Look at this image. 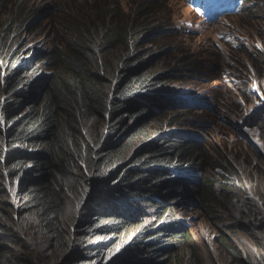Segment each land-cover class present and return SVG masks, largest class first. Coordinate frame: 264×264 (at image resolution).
Listing matches in <instances>:
<instances>
[{"label": "trees", "instance_id": "16d2710c", "mask_svg": "<svg viewBox=\"0 0 264 264\" xmlns=\"http://www.w3.org/2000/svg\"><path fill=\"white\" fill-rule=\"evenodd\" d=\"M95 1L77 0L85 10H73L72 36L42 53L34 65L19 56L21 47H12V22L3 21L0 9V264H169L180 251L177 247L184 244L195 251L197 245L190 220L177 218L174 209L193 205L217 219L233 208L236 196H243L230 166L221 165L228 173L223 192L215 187L217 180L202 179L219 161L206 154L198 144L201 139L185 133L151 140L131 165L106 172L124 151V142L133 141L149 124L150 98L161 88L158 80L145 78L150 55L138 50L132 25ZM205 1L185 0L198 10ZM245 1L220 0L218 9L231 15ZM137 85L141 91L135 90ZM192 104L197 102L182 100L184 107ZM206 157L215 166L203 173L201 162L194 163ZM14 184L44 233L33 245L13 228L8 186ZM263 215L259 207L246 215L248 226L260 236ZM149 216L157 224L148 227ZM135 227L142 228L139 237L130 243L121 240ZM220 234L222 251L232 264H264V259L247 258ZM100 236L112 242L91 246ZM119 245L125 254L105 262Z\"/></svg>", "mask_w": 264, "mask_h": 264}, {"label": "rangeland", "instance_id": "374dc122", "mask_svg": "<svg viewBox=\"0 0 264 264\" xmlns=\"http://www.w3.org/2000/svg\"><path fill=\"white\" fill-rule=\"evenodd\" d=\"M151 1L154 4L150 0L100 1L132 25V39L138 50L150 55L145 78L158 80L161 88L150 98L149 124L133 141L124 142L129 135L126 136L124 151L106 167V172L128 167L139 149L165 134L185 133L201 139L198 144L220 164L204 173L206 167L215 166L214 160L207 157L197 160L194 164L201 162L202 179L217 180L215 187L223 192L224 175L228 173L222 167L230 166L237 174L233 176L234 182L243 196H236L233 208L217 219L193 205L182 206L180 211L174 209L173 213L179 214L177 218L186 215L183 220H190L197 245L195 251L184 244L177 247L180 251L169 264H232L222 251L220 232L247 258L259 262L264 259V233L260 236V231L248 226L246 215L250 208L258 207L264 214V0H247L238 12L230 15L226 11V16L218 9L220 0H206L199 10L185 0ZM78 3L0 0L3 21L12 22L9 29L12 47L15 50L21 47L19 56L27 63H38L42 53L70 39L73 10H85ZM135 90L142 89L137 85ZM182 100L197 104L184 107ZM127 121L135 122L128 117ZM8 192L17 235L27 237L31 245L42 241L41 226L34 216L28 215L26 199L18 197L16 184L8 186ZM150 219L149 216L147 222ZM151 224H157V219H151L148 227ZM141 229L135 227L122 235L121 240L132 242ZM110 242L112 239L100 236L90 245ZM123 247L119 245L108 253L105 262L125 254ZM13 250L15 256L19 255L18 247Z\"/></svg>", "mask_w": 264, "mask_h": 264}, {"label": "water", "instance_id": "95a60500", "mask_svg": "<svg viewBox=\"0 0 264 264\" xmlns=\"http://www.w3.org/2000/svg\"><path fill=\"white\" fill-rule=\"evenodd\" d=\"M47 82H48V80H47Z\"/></svg>", "mask_w": 264, "mask_h": 264}]
</instances>
